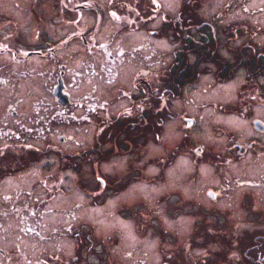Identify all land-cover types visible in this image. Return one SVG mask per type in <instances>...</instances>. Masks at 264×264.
<instances>
[{
    "label": "flooded vegetation",
    "instance_id": "af4514ba",
    "mask_svg": "<svg viewBox=\"0 0 264 264\" xmlns=\"http://www.w3.org/2000/svg\"><path fill=\"white\" fill-rule=\"evenodd\" d=\"M0 1L35 9L49 5L48 13L35 11L31 18L28 30H36L41 43L27 58L48 53L52 62L48 80L55 85L51 99L35 92L29 107L21 108L22 93L6 89L18 79L7 76V71L0 76L5 100H14L11 115L7 109L0 115V179L23 177L28 190L18 196L30 197V202L21 198V203L1 209L4 219L18 212L21 218L13 222L14 233L0 235V264L13 259L38 264L40 223L33 185L38 155L43 153L38 136L54 132L57 114L64 117L69 132L59 139L68 146L65 161L75 164L74 169L77 164H93L101 172L104 162L117 160L111 172H105L117 186L150 179L154 136L160 157L153 179L174 181L177 212H192L193 229L206 230L188 237L184 244L189 243L161 264H264V0H174L173 11V3L166 6L168 0ZM4 15L20 26V18ZM54 15L63 36L61 47L53 40L52 23L43 28L35 23H47L45 17ZM33 35L27 32L11 44ZM158 38L159 44L152 46L151 40ZM60 51L63 64L55 56ZM10 52L17 55L12 46ZM76 52L83 60L73 67L71 56ZM159 65L162 70L153 74L152 66ZM84 82L90 88L73 96L81 88L74 85ZM195 82L211 91L183 94ZM59 85L63 105L54 95ZM156 98L161 105H156ZM170 104L177 108L169 110ZM78 125L80 129H75ZM70 131L84 134V142ZM170 167L173 172L167 177ZM1 228L0 222V232ZM196 242L199 245L192 250ZM82 246L76 244V259Z\"/></svg>",
    "mask_w": 264,
    "mask_h": 264
},
{
    "label": "rangeland",
    "instance_id": "374dc122",
    "mask_svg": "<svg viewBox=\"0 0 264 264\" xmlns=\"http://www.w3.org/2000/svg\"><path fill=\"white\" fill-rule=\"evenodd\" d=\"M169 2L173 3L170 8L173 11L174 0H168L166 6L167 3L170 4ZM36 7L35 9V6L31 4L15 6L0 1V41L7 39L4 42L5 45L0 46V67H4L0 71V76L7 71V76L18 79V84H8L6 89L7 93H22L24 106L21 108L29 107V102L35 92L43 98L51 99L53 87H55L48 80L47 68L52 63L48 53L41 58H27L29 52H33L36 45L41 43V37L36 30H28L31 18L35 16V11L43 15L49 12V5H36ZM4 13L16 16L12 19L20 18L22 27L14 26V22L7 20ZM49 17H45L48 20L47 23L45 20H37L35 23L41 28L51 26L50 23H52L56 29L53 40L57 47H61L63 36L61 30L59 29L60 32L57 30L59 18L55 15ZM171 26L177 29L174 22ZM27 32L35 35L31 38H23V43L11 44V40L15 42L16 37H23ZM158 40L159 38L151 40L152 46L158 45ZM165 41L168 46L170 45L168 49L170 51L171 37L168 35ZM6 44L10 49L11 46L15 48L17 53L15 57L12 56L10 49L3 48ZM55 56L60 60L57 62L64 63L63 51L57 52ZM82 57L83 54L74 53L71 56V62L74 64L71 63V66L78 67V62L83 60ZM21 60L22 64H20ZM162 67L163 65L152 66L151 71L153 74H158ZM79 86L80 90L73 92V96L79 97L80 92L83 93L91 85L89 82H84L81 85H74V88ZM209 91H211L210 86L195 82L182 92L187 95ZM0 92V115L8 113L10 116L13 111V106L10 105H14V100H5L8 96L4 95L5 92L1 88ZM169 100H165L166 106ZM162 102L156 98V105H161ZM168 108L172 111L177 106L170 104ZM65 129L64 117L57 114L54 120V132L52 134L44 132L38 136V145L40 151L43 152L38 155L37 169L39 168V171L36 179H33L34 198L38 206L37 215L40 223L38 256L35 257L38 264H161L166 261L165 257L176 256L177 248L189 243L184 244L188 237L198 231H201V234L205 233V226L204 229L196 231L193 229L195 217L192 212H177L176 202L179 197L174 192V181L167 179L173 172L172 166L167 171V180L159 182L157 178L153 179L158 172V157H160V147L158 143H155L153 135L150 140L151 159L148 167L151 171L150 179L142 182L126 181L127 185L117 186L115 185L117 181L114 183L112 177L105 175V172H111L117 160L104 162L101 172L93 164H77L78 168L74 169L75 164L65 161V151L68 146L65 143H59V139L69 135ZM75 129H80L79 125ZM173 130L169 128L168 134L171 132L170 134L173 135ZM70 132L73 137H77L79 142H84V134ZM46 143H51L50 147L53 146V149L45 147ZM51 159L52 163H49L47 160ZM42 166H47L48 170ZM15 179L17 181L0 179V212L4 206L19 204L22 199L24 202H30L29 196H18L19 192L28 190L23 184L25 182L23 177L17 176ZM16 199L17 202H15ZM130 204L133 206H127ZM20 214V212L12 213L14 216L6 219L0 216L2 223L0 235L16 231V228H12L13 222L20 220ZM79 243L83 245L82 249L80 248L81 257L76 259L74 252L77 251L75 248ZM198 245L196 242L190 248L193 250ZM191 255L192 259L198 257L195 252ZM168 259L170 261L171 258ZM9 264H29V262L13 259Z\"/></svg>",
    "mask_w": 264,
    "mask_h": 264
},
{
    "label": "water",
    "instance_id": "95a60500",
    "mask_svg": "<svg viewBox=\"0 0 264 264\" xmlns=\"http://www.w3.org/2000/svg\"><path fill=\"white\" fill-rule=\"evenodd\" d=\"M55 97L58 99V102L61 104H65V101L63 102V94H62V87L59 85L55 91H54Z\"/></svg>",
    "mask_w": 264,
    "mask_h": 264
}]
</instances>
